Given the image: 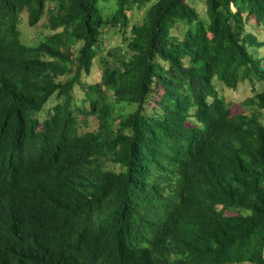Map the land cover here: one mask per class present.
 <instances>
[{
  "label": "trees",
  "instance_id": "trees-1",
  "mask_svg": "<svg viewBox=\"0 0 264 264\" xmlns=\"http://www.w3.org/2000/svg\"><path fill=\"white\" fill-rule=\"evenodd\" d=\"M99 1L0 0V264H264V0Z\"/></svg>",
  "mask_w": 264,
  "mask_h": 264
},
{
  "label": "rangeland",
  "instance_id": "rangeland-1",
  "mask_svg": "<svg viewBox=\"0 0 264 264\" xmlns=\"http://www.w3.org/2000/svg\"><path fill=\"white\" fill-rule=\"evenodd\" d=\"M195 9L198 11L200 16L205 15V2L204 0H193L192 1ZM115 0H102L99 1V9L101 13L104 15V18L109 17L111 15L112 11L115 9ZM47 6H52V3L47 2ZM146 5L141 6L140 8H132L128 15L130 17V20L134 23L141 21L142 17L144 16ZM46 14L43 15L41 21L34 27H30L26 20L21 19L18 24L17 28L20 34V40L22 43L26 45L37 43L38 41L42 40L44 35L48 34V31L45 26L46 21ZM250 23H254V19H250ZM256 35L258 40L262 41L264 40V29L257 28L256 29ZM106 42L110 44L111 46H116L118 44H121L123 41V36L117 32L110 30L109 33L105 37ZM259 54H264V49H258ZM94 75L97 77V71L94 70ZM95 76L89 77L90 81H94L96 79ZM74 95L77 97L76 105H81L82 100V93L80 92L79 87L74 88ZM218 93L220 96L224 97L225 101L231 105V110L235 113L240 112H251L253 110V105L250 106H244L243 102L245 99L253 95L256 91H261L264 89V83H254L251 87V85L248 82H242L237 85L235 89H229L227 87H224L222 85H219L217 87ZM55 98L52 96L47 104L44 106V108L38 113V117L40 119L43 118V116L46 114V111L51 108L52 104L54 103ZM94 122H91L90 127L94 126ZM84 128L80 127V132H83Z\"/></svg>",
  "mask_w": 264,
  "mask_h": 264
}]
</instances>
